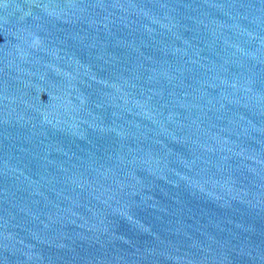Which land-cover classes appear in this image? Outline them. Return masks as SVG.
<instances>
[{
	"label": "water",
	"instance_id": "obj_1",
	"mask_svg": "<svg viewBox=\"0 0 264 264\" xmlns=\"http://www.w3.org/2000/svg\"><path fill=\"white\" fill-rule=\"evenodd\" d=\"M0 264H264V0H0Z\"/></svg>",
	"mask_w": 264,
	"mask_h": 264
}]
</instances>
